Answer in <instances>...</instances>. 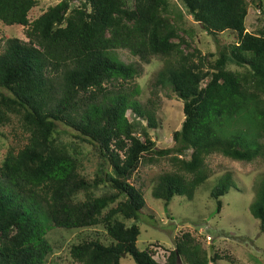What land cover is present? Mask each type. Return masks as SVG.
I'll use <instances>...</instances> for the list:
<instances>
[{
	"label": "trees",
	"instance_id": "trees-1",
	"mask_svg": "<svg viewBox=\"0 0 264 264\" xmlns=\"http://www.w3.org/2000/svg\"><path fill=\"white\" fill-rule=\"evenodd\" d=\"M180 1L207 35L233 40L217 55L203 54L174 0H61L33 20L38 0H0V22L25 27L28 39L8 38L0 48V129L17 123L26 140L0 161V264H46L52 227L105 230L108 244L96 237L70 246L78 264H121L123 254L136 264L218 259L189 233L163 263L139 250L136 221L146 201L133 179L144 163L168 159L172 171L157 178L152 195L169 205L194 198L211 175L210 156L264 159V24L247 29L248 0ZM117 50L146 64L163 58L153 86L183 102L171 147L138 132L141 120L156 128L155 113L138 99L141 66L121 61ZM78 141L96 159L93 177L84 173ZM231 186L226 174L211 191L218 211ZM249 211L264 233V178Z\"/></svg>",
	"mask_w": 264,
	"mask_h": 264
},
{
	"label": "rangeland",
	"instance_id": "rangeland-1",
	"mask_svg": "<svg viewBox=\"0 0 264 264\" xmlns=\"http://www.w3.org/2000/svg\"><path fill=\"white\" fill-rule=\"evenodd\" d=\"M39 4L30 13V20L38 17L49 6L61 0H38ZM175 11L182 12L184 27L192 31L193 44L203 54H218L224 44L233 37L227 33L217 37L207 35L187 16L180 0H174ZM249 11L246 27L250 32H256L264 24V0H248ZM131 3V0H130ZM261 5V8L258 5ZM23 26H6L0 22V48L8 38L16 37L28 41ZM115 55L125 63L140 65L142 73L135 79L140 89L138 99L145 108L153 111L156 118V128L141 120L139 133L145 128L157 148H169L173 145L172 134L181 128L184 120L183 102L169 88H155L154 78L163 66V58L156 56L146 64L134 57L127 50H117ZM230 68L236 69L233 64ZM132 119L133 113L128 112ZM0 161L10 147H22L26 140L17 123L0 129ZM67 140L77 141L71 134L64 136ZM264 143V139L262 140ZM85 154L84 173L93 177L96 159L91 155L90 146L78 141ZM211 170L209 179L203 183L192 200L184 197H174L166 205L152 195L157 178L165 172L172 171L168 159H162L157 164L144 163L135 174L133 184L141 188L146 205L136 221L140 227L137 241L139 250H153L154 258L163 263L169 252L175 249L176 243L184 233H189L207 252V257L218 259L210 264H264V233L259 229V223L250 211V205L255 200L259 183L264 178V159L252 163L233 161L223 156L213 155L207 159ZM226 174L231 177L232 186L228 192L219 198L222 207L218 211L217 200L210 197L211 191ZM101 189L98 191L100 193ZM128 223H133V221ZM98 237L102 242H110L102 227L65 230L51 228L47 239L52 246V253L47 257L46 264H78L72 260L69 248L85 238ZM121 264H136L131 256L121 258ZM177 264H188L180 258Z\"/></svg>",
	"mask_w": 264,
	"mask_h": 264
},
{
	"label": "water",
	"instance_id": "water-1",
	"mask_svg": "<svg viewBox=\"0 0 264 264\" xmlns=\"http://www.w3.org/2000/svg\"><path fill=\"white\" fill-rule=\"evenodd\" d=\"M126 256V254H123V257H125Z\"/></svg>",
	"mask_w": 264,
	"mask_h": 264
}]
</instances>
